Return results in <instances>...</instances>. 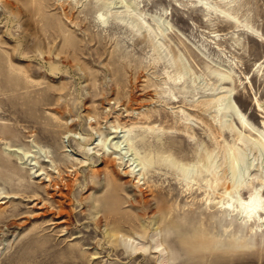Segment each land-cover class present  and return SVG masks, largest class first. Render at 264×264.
Segmentation results:
<instances>
[{
    "label": "rangeland",
    "instance_id": "rangeland-1",
    "mask_svg": "<svg viewBox=\"0 0 264 264\" xmlns=\"http://www.w3.org/2000/svg\"><path fill=\"white\" fill-rule=\"evenodd\" d=\"M0 264H264V0H0Z\"/></svg>",
    "mask_w": 264,
    "mask_h": 264
},
{
    "label": "bare ground",
    "instance_id": "bare-ground-1",
    "mask_svg": "<svg viewBox=\"0 0 264 264\" xmlns=\"http://www.w3.org/2000/svg\"><path fill=\"white\" fill-rule=\"evenodd\" d=\"M233 104V102L232 101H230V100H228V102H227V104H226V106H225V109H226V111H229V112H231V113H234V112H236V115H237V117H238V120H239V122H241V125L244 127V126H246L247 127V125H246V122H245V119H244V115L243 114H241L240 112H239V110L238 109H236V107H235V105H232ZM226 113V112H225ZM118 126V125H117ZM249 126V125H248ZM123 127H125V126H123ZM116 128V127H115ZM117 130V129H116ZM116 130L115 131H113V132H115L116 133ZM121 158H122V156H121ZM120 158V159H121ZM108 161V160H107ZM140 168V167H139ZM133 170V169H132ZM140 179V178H139ZM139 182V181H138ZM53 185H57V182H54L53 181ZM65 185H68L67 183H65ZM66 188V187H65ZM146 192V191H145ZM144 194V193H143ZM261 198H260V196H250V198L247 200V201H244V204L246 205V208H247V215H251V213L254 211V210H256L257 209V207L261 204V200H260ZM146 200V199H145ZM150 201H148V203H149ZM145 203V202H144ZM150 204V203H149ZM133 205V204H132ZM135 205V204H134ZM156 206V205H155ZM228 206V205H227ZM138 207H140V206H138ZM157 207V209H158V211H161L162 209H164V203L161 201V202H159L158 203V205L156 206ZM228 208V207H227ZM139 212V211H138ZM155 212V211H154ZM139 214V213H138ZM143 214V213H142ZM157 214H158V212H157ZM140 215V214H139ZM246 215V216H247ZM162 218V217H161ZM161 218H159V219H157V220H160V227H158V231L160 230V232L162 231V229H163V225H161V223L163 222V219H161ZM140 219V218H139ZM135 220V219H134ZM159 222V221H158ZM172 222V224H174V222L173 221H171ZM169 224V223H168ZM141 227H143L144 229L143 230H145V226H144V224H142L141 223V225H140ZM177 226V225H176ZM176 228V227H175ZM179 228H181V227H179ZM171 229H174V227L173 228H171ZM178 229V228H177ZM157 230L156 229H154V234H157V233H159L158 231L156 232ZM176 231V230H175ZM174 230H173V232H175ZM117 233V232H116ZM177 233H179V229H178V232ZM109 234V233H108ZM180 234H181V232H180ZM126 237H127V235H126ZM192 239V238H191ZM161 240V239H160ZM193 240V239H192ZM186 241V240H185ZM157 244L158 245H161V243H159V241H157ZM185 244V243H184ZM186 245V244H185ZM162 247H163V245H162ZM161 247V248H162ZM166 247L164 246L161 250H162V252H167V251H165L166 249H165ZM167 258H168V255H164L163 254V260H167Z\"/></svg>",
    "mask_w": 264,
    "mask_h": 264
}]
</instances>
